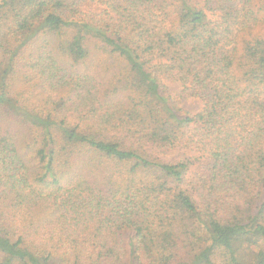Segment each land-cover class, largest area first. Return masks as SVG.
Returning a JSON list of instances; mask_svg holds the SVG:
<instances>
[{"label": "trees", "instance_id": "obj_1", "mask_svg": "<svg viewBox=\"0 0 264 264\" xmlns=\"http://www.w3.org/2000/svg\"><path fill=\"white\" fill-rule=\"evenodd\" d=\"M0 264H264V0H0Z\"/></svg>", "mask_w": 264, "mask_h": 264}, {"label": "rangeland", "instance_id": "obj_2", "mask_svg": "<svg viewBox=\"0 0 264 264\" xmlns=\"http://www.w3.org/2000/svg\"><path fill=\"white\" fill-rule=\"evenodd\" d=\"M87 68H89L92 72V66L89 65ZM91 72H89V74H92ZM164 83L167 86L170 94L177 99L182 109H184L186 112L195 115L202 110V102L199 99L191 97L186 92H184V88L180 83L172 81H165ZM185 155H183V152L181 153L180 151H175L172 154L171 159L183 158Z\"/></svg>", "mask_w": 264, "mask_h": 264}]
</instances>
